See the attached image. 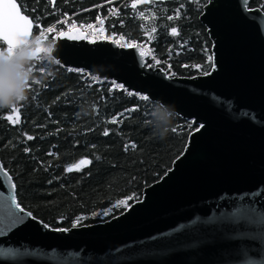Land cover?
Segmentation results:
<instances>
[{
	"label": "water",
	"instance_id": "1",
	"mask_svg": "<svg viewBox=\"0 0 264 264\" xmlns=\"http://www.w3.org/2000/svg\"><path fill=\"white\" fill-rule=\"evenodd\" d=\"M247 2L207 0L199 20L212 44L210 75L170 77L138 47L68 39L85 37L78 27L55 36L60 65L170 106L197 127L139 200L66 231L16 209L13 180L0 171V264H264V13Z\"/></svg>",
	"mask_w": 264,
	"mask_h": 264
},
{
	"label": "trees",
	"instance_id": "2",
	"mask_svg": "<svg viewBox=\"0 0 264 264\" xmlns=\"http://www.w3.org/2000/svg\"><path fill=\"white\" fill-rule=\"evenodd\" d=\"M21 1L36 24L31 36L54 41L58 31L96 22L106 36L149 47L156 58L147 59L149 65L175 76H195L212 68V44L199 20L207 0H55L54 6L50 0ZM247 7L264 13V0H248ZM172 27L178 35L170 34ZM5 48L0 40V50ZM114 85L120 84L56 64L53 75L32 85L28 101L19 106V123L16 113L0 110V160L16 185L17 202L53 228L105 221L123 212L141 198L144 187L171 168L197 127L174 114L161 138L152 124L157 103ZM33 91L39 93L37 100ZM133 108L137 110L126 112ZM119 113H124L122 123H106ZM105 128L111 130L108 136L103 135ZM25 133L35 139L26 141ZM128 141L138 150L126 153ZM25 147L31 151L25 153ZM82 158L92 163L67 172Z\"/></svg>",
	"mask_w": 264,
	"mask_h": 264
},
{
	"label": "clouds",
	"instance_id": "3",
	"mask_svg": "<svg viewBox=\"0 0 264 264\" xmlns=\"http://www.w3.org/2000/svg\"><path fill=\"white\" fill-rule=\"evenodd\" d=\"M57 51L55 41L38 35L26 38V42L11 52L0 50V110L19 107L28 101L33 82H43L54 74ZM174 114L170 106L159 102L153 109L152 124L161 138L166 136Z\"/></svg>",
	"mask_w": 264,
	"mask_h": 264
},
{
	"label": "snow or ice",
	"instance_id": "4",
	"mask_svg": "<svg viewBox=\"0 0 264 264\" xmlns=\"http://www.w3.org/2000/svg\"><path fill=\"white\" fill-rule=\"evenodd\" d=\"M109 2H111V0H109ZM145 2H151V0H145ZM50 3L55 4V0H50ZM131 7L133 9H136L137 5L136 3H132ZM115 12L118 13V9L113 10ZM140 16V18H144L143 13L140 12L138 14ZM154 18V17H153ZM176 18H179V10H177V16ZM167 19L171 20L173 19L172 16L167 17ZM98 20H100V18L98 17ZM31 26H32V22L29 20V18L26 15H23L16 3V0H0V40H2L4 42V44H6V48L4 50H7L9 52H11L15 47H17L19 44H22L24 42H26V38H28L31 35ZM89 28L93 27L92 25H88ZM152 33L156 32V28L152 27L151 29ZM170 34L171 35H178V30L175 27H172L170 29ZM63 35V33L61 34ZM68 39H72L75 40L77 38H87V37H78L76 35H70L67 37ZM123 39V37H121V40ZM92 42H95V40H93ZM113 43H117L120 44V41H116L114 40ZM123 46V45H121ZM131 47H136L137 45H130ZM142 47V46H141ZM181 47H183V45H181ZM141 56L146 55V53L142 50L140 53ZM213 60L212 56H208V61L211 62ZM60 62L57 61V64H59ZM196 67H201L199 65H197ZM212 67L214 68L215 65L213 64ZM204 75H210V72L205 71L203 73ZM39 82H33V84H38ZM113 87H120L121 89L123 88L122 85H114ZM30 91H32V89L30 88ZM38 92L37 91H33L32 93V99L33 100H37L38 99ZM59 99V98H58ZM143 99H148V97H143ZM26 106V105H25ZM136 108L130 109V110H126V112H130V111H136ZM10 111L12 113H16L17 114V119H16V123H19V113L21 111L20 107H14L12 109H10ZM124 116V113H119L116 114L115 116L111 117L110 119H108L106 121V123L108 124H120L122 123L121 117ZM8 120L12 119V116L9 115L6 117ZM204 125H200L199 128L196 129V131H199L200 128H203ZM110 129L105 128L103 131V135L108 136L110 134ZM173 131H175V129H173ZM26 137V141H32L35 139L34 136L32 135H28V134H24ZM92 147H95V145H93ZM130 149L132 150H138V145L134 142V141H128V143H126L124 145V151L127 153ZM23 151L25 153H29L31 151L30 148L25 147L23 149ZM49 156H53L55 155L52 152L48 153ZM96 159H100L99 157H96ZM177 159H179V157H177ZM92 163V160L87 159V158H82L78 161V163H74L72 164L70 167H67V172H72L73 170L76 171H80L82 166H86V165H90ZM0 171H3L4 175L7 177V179L11 180L12 177L8 175L7 171L4 170V165L3 163H0ZM167 174V173H166ZM49 183H51V181H49ZM12 188L15 189L16 185L12 184ZM13 203L15 204V208L19 209V211L22 213L24 212V209L20 206L19 203H15V196L11 197ZM120 204H125L126 201H119ZM255 210V209H254ZM14 215V219L12 220V223H18L20 221H22L23 217L21 216H16L14 213H12ZM28 216L31 217L32 213L29 212ZM249 223H251V221H249ZM45 227H47V225H44ZM57 231H66V229H56ZM254 238V237H253Z\"/></svg>",
	"mask_w": 264,
	"mask_h": 264
},
{
	"label": "built area",
	"instance_id": "5",
	"mask_svg": "<svg viewBox=\"0 0 264 264\" xmlns=\"http://www.w3.org/2000/svg\"><path fill=\"white\" fill-rule=\"evenodd\" d=\"M99 22V21H98ZM89 25H92L93 27L89 28L88 25L86 26H77L74 25L73 27H79L80 30L84 33L85 37H87L86 39L89 42H92L93 40L95 41H99V40H105V41H120V44L115 43L118 47H124V48H128L131 47L130 45H137L136 47L139 48V53H141V51L143 50L146 55L142 56V58L146 61L147 65L149 66L148 60L147 59H152L155 60L156 58L154 57V54L152 53V50L144 45H140L135 41H128L126 40L124 37L121 40V37L119 38H113L112 36H106L101 28L98 26V24L96 22L90 23ZM60 31H58L57 33H59ZM65 32V31H62ZM123 45V46H121ZM142 46V47H141ZM150 65H154L153 63H151ZM157 67V66H155ZM161 68V67H160ZM170 77L175 76L170 70H165L163 69ZM94 76V75H92ZM96 78H98L97 76H94ZM100 79V78H99Z\"/></svg>",
	"mask_w": 264,
	"mask_h": 264
},
{
	"label": "flooded vegetation",
	"instance_id": "6",
	"mask_svg": "<svg viewBox=\"0 0 264 264\" xmlns=\"http://www.w3.org/2000/svg\"><path fill=\"white\" fill-rule=\"evenodd\" d=\"M16 2L18 3L21 12L24 13V14H26L27 16H29V15L24 11V9L22 8V3H24V2H22L21 0H16ZM35 8H36V7H35ZM29 17L32 18L31 16H29ZM31 20H32V22H33V30H34V28L36 27V24H35V22H34L33 19H31ZM51 29H52V28H51ZM49 30H50V29H49ZM32 33H33V32H32ZM3 43H4V42H3Z\"/></svg>",
	"mask_w": 264,
	"mask_h": 264
},
{
	"label": "rangeland",
	"instance_id": "7",
	"mask_svg": "<svg viewBox=\"0 0 264 264\" xmlns=\"http://www.w3.org/2000/svg\"><path fill=\"white\" fill-rule=\"evenodd\" d=\"M72 28H73V27H72ZM72 28H70V29H72ZM50 30H51V31H54L53 29H50ZM61 32H62V31H60L59 33H61ZM59 33L56 32V34H59Z\"/></svg>",
	"mask_w": 264,
	"mask_h": 264
},
{
	"label": "bare ground",
	"instance_id": "8",
	"mask_svg": "<svg viewBox=\"0 0 264 264\" xmlns=\"http://www.w3.org/2000/svg\"><path fill=\"white\" fill-rule=\"evenodd\" d=\"M74 28H76V27H73L72 29H74ZM79 28V27H78ZM80 29V28H79ZM71 30V29H70ZM70 69H73V68H70ZM100 79H102V78H100Z\"/></svg>",
	"mask_w": 264,
	"mask_h": 264
}]
</instances>
